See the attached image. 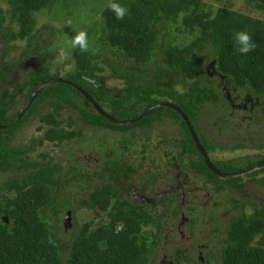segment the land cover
<instances>
[{
    "label": "trees",
    "instance_id": "obj_1",
    "mask_svg": "<svg viewBox=\"0 0 264 264\" xmlns=\"http://www.w3.org/2000/svg\"><path fill=\"white\" fill-rule=\"evenodd\" d=\"M6 2L7 11L0 10L2 56L10 53L14 42L24 43L26 54L44 52L47 29L34 35L35 14L51 13L62 0ZM112 2L128 10L122 20L110 9ZM110 3L102 11L101 29L97 23L85 32L89 50L82 52L79 46L72 50L74 71L63 78L82 88L113 119H135L150 107L172 99L198 121L202 111L197 105L204 104L210 113L217 100L211 88L213 71L227 87L264 101V0H245V9L238 10L215 9L205 0ZM61 6L67 12L69 7ZM5 21L17 26V31L4 26ZM238 32L251 38L253 50L247 55L236 51L234 36ZM51 59L46 55L36 64L39 71H27L25 78L29 77L15 84L8 81L10 64H0V83L10 87L0 94V127H9L17 119L19 113H12L17 96L23 95L27 103L41 84L61 76L48 68ZM107 70L110 74L106 76ZM110 80L123 83V87H109ZM179 86L187 88L182 95H177ZM43 104L52 112L43 114V120L55 122L57 127L67 119L75 121L72 115L67 119L62 116L64 107L76 111L79 122L99 130L102 148L110 145L105 130L126 131L133 126L109 122L80 91L63 83L44 89L21 122L0 129V264H157L153 254L156 242L146 227L154 222L160 225L146 209L130 204L113 183H105L99 166L92 170L93 163L89 167L75 162L65 169L59 161L63 154L61 159L57 155L51 158L39 152L42 141L36 143L19 135L22 122ZM155 114L179 117L163 107L135 125L146 126ZM183 129V143L195 148L184 122ZM60 130L50 131L46 139L61 144L64 136L55 135ZM112 139L117 144L124 137ZM111 167L121 179L135 175L124 163L111 162ZM202 167L206 169L204 164ZM223 171L237 170L225 167ZM92 211L93 218L81 223ZM226 244L220 257L213 256L216 264H264V212L256 210L249 220L239 218L228 231ZM178 258L177 264L190 262L185 256ZM205 264H212V260L206 258Z\"/></svg>",
    "mask_w": 264,
    "mask_h": 264
},
{
    "label": "flooded vegetation",
    "instance_id": "obj_2",
    "mask_svg": "<svg viewBox=\"0 0 264 264\" xmlns=\"http://www.w3.org/2000/svg\"><path fill=\"white\" fill-rule=\"evenodd\" d=\"M46 44L44 52L32 55L24 52L18 64H10L11 74H7L8 81L14 75L16 77L13 80L17 83L25 78L27 71H39L40 68L36 64L46 55L53 58L48 60L51 64H47L52 71L57 59L52 50L53 44L48 41ZM15 53L12 49L3 57L0 52V64L7 63L10 56ZM39 55L41 58L38 60ZM20 71L24 73L21 74ZM212 73L210 77L215 81L211 88L217 95V100L211 105L210 113L204 104L197 105L202 111L197 115L198 121L194 115L186 113L169 99L150 107L139 117L156 106L158 107L141 120L163 107L169 108L171 115L173 111L178 113L179 117L174 119L155 114L149 118L146 126L135 125L141 121L135 122L139 117L120 121L134 122L127 125L133 126L124 130L125 132L105 130L110 137V145L108 148H102L99 145L102 139L99 137L101 136L99 130L79 122L75 115L76 111L64 107L61 111L62 116L67 119L72 115L75 121L67 119L57 127L55 122L43 120V114L51 112L48 110L49 107L43 104L37 109L42 112L39 123H33L36 124L39 135L33 136L27 131L31 126L28 120L33 114L22 122L18 132L19 135L36 143L42 141L39 152L51 158L57 155L61 159L59 155L63 154V159L59 161L64 162L65 169L68 168L67 164L72 165L75 162L89 167V163H93L92 170L93 167L99 166V174L105 183H113L119 194L124 195L130 204L146 209L160 225L158 227L154 222L146 227V232L156 242L153 254L157 264H177L179 256H185L184 259L190 261L183 264L199 262L205 264L206 258L212 260V264H216L213 256L220 257L223 248L227 247V233L232 225L244 216L249 220L255 215L256 210L264 212V183L261 182L264 178V173L261 172L264 170V101L245 91L227 87L214 71ZM63 77L59 78L64 79ZM7 87L9 86L0 83V94ZM218 90L224 95V99H227V105L222 103ZM176 92L177 95L183 94L178 90ZM27 103L23 95L17 96L12 113L20 114ZM19 106L20 110H16ZM44 108L46 109L43 110ZM84 109L91 111L90 108ZM91 112L93 113V110ZM183 122L193 139L190 126L192 127L198 138L199 147L194 139L195 148L191 147V144L187 147L183 143L185 133ZM5 128L8 127H3ZM55 128L61 129L55 135L64 136L61 144L46 139L47 133L53 132ZM114 136L121 138L123 136L124 140L114 144L112 139ZM46 147L54 152L48 153ZM87 147L94 148L89 152ZM111 162L124 163L131 167L135 175L132 179L128 176L121 179L119 172L112 169ZM225 167L227 170L237 171L224 172ZM223 175L232 177L227 178ZM229 180H233L234 183H227Z\"/></svg>",
    "mask_w": 264,
    "mask_h": 264
},
{
    "label": "rangeland",
    "instance_id": "obj_3",
    "mask_svg": "<svg viewBox=\"0 0 264 264\" xmlns=\"http://www.w3.org/2000/svg\"><path fill=\"white\" fill-rule=\"evenodd\" d=\"M111 1L112 0H62V4L67 5V7H69L67 9V12L66 11L63 12V8L65 6H61L62 4H60L57 7H55V9L51 13L39 12L35 14L37 25L34 35L37 36L39 35V32L47 29L46 31H44V33L46 32V37H48V42L53 44L52 50L54 51L55 57L57 59L52 69L54 73L59 72L62 77L66 75H71L73 73L74 61L72 59V50L75 47L72 46V41L80 32L85 33L86 30H88L90 27L94 26L97 23H98L97 28L101 29V27L103 26L102 17H101L102 11H104V9ZM205 2L211 5L212 7H214L215 9L219 7H230L235 10H238L240 8L245 9V5H244L245 0H205ZM7 9H8V4L6 0H0V10H3L4 12L7 11ZM6 22L7 21H5L4 26H7L17 31L16 28L17 26H11L8 24V22L7 23ZM56 31L60 33L58 34L56 33ZM10 47L16 53L10 56L7 63L11 65L12 64L16 65L21 61V57L25 52V48H26L25 44L22 42H17V43H12ZM19 73L22 74L24 73V71H20ZM108 74H110L109 70H107L104 75L107 76ZM15 77L16 76L14 75L10 77V82L12 84L16 83L13 80V78L15 79ZM108 85L109 87H114L119 89L123 87V83L114 80H110ZM176 90H178L180 93H185L187 91V88L178 87V89ZM219 93L220 94H218V96L222 98V103L224 105H227L228 104V103L226 104L227 99H224V95L221 92ZM45 109L46 108H44L43 110ZM16 110H20V106ZM41 114H42L41 110L36 111L35 113H33L32 117L29 118L28 120V122L31 123V126L28 128L27 131L33 136L39 135L38 130L36 129V124L33 123L36 122L39 123ZM206 131L209 133L208 129H206ZM95 140L93 141V145L96 144ZM87 148L88 151L90 152V149L92 147H87ZM97 148L98 147H96V150ZM45 149L48 153L54 152V150L51 151L50 148L46 147ZM93 216H94L93 211L88 212L84 216V219H81L80 222L83 223L84 221H89L93 218Z\"/></svg>",
    "mask_w": 264,
    "mask_h": 264
},
{
    "label": "water",
    "instance_id": "obj_4",
    "mask_svg": "<svg viewBox=\"0 0 264 264\" xmlns=\"http://www.w3.org/2000/svg\"><path fill=\"white\" fill-rule=\"evenodd\" d=\"M68 84L72 87H74L75 89H77L78 91H80V93L82 95H84V97H86L87 100L90 101V103L94 106V108L96 109V111L102 115L105 119H107L109 122L115 124V125H120V126H124V125H129L130 123H133L134 121L132 122H120V121H117L115 119H113L111 116H109L103 109L102 107H100L89 95H87V93L82 89L80 88L79 86L69 82V81H66L65 79H61V78H55V79H51V80H48L46 82H44L43 84H41L37 90L33 93V95L31 96V98L29 99L28 103L24 106V108L22 109V111L20 112L19 116L17 117V119L14 121V123L8 127V128H11L12 126H14L15 124H17L21 119L22 117L25 115V113L27 112V110L30 108V106L33 104V102L35 101V99L41 94V92L46 89L47 87L53 85V84ZM161 106V105H160ZM158 106L154 107V108H151L149 111H147L146 113H144L141 117H139L136 121H139L141 120L143 117H145L148 113H150L152 110H154L155 108H157ZM0 129H3V127H0ZM190 129H191V132H192V136H193V139L195 141V143H197L198 147H199V141H198V138L196 136V134L194 133L192 127L190 126ZM209 166L212 168L211 164L208 162ZM264 168V167H263ZM213 169V168H212ZM224 177H227V178H230L232 176H229V175H223Z\"/></svg>",
    "mask_w": 264,
    "mask_h": 264
},
{
    "label": "clouds",
    "instance_id": "obj_5",
    "mask_svg": "<svg viewBox=\"0 0 264 264\" xmlns=\"http://www.w3.org/2000/svg\"><path fill=\"white\" fill-rule=\"evenodd\" d=\"M109 7L115 13L116 18L118 20H122L128 13V10L124 7H121L119 3L112 2L109 4ZM234 40L237 45L236 51L240 55L242 56L247 55L253 50V44L251 43V38L247 33L245 32L236 33L234 36ZM72 46L73 47L79 46L82 52H87L89 48H88L86 34L84 32H80L72 41Z\"/></svg>",
    "mask_w": 264,
    "mask_h": 264
}]
</instances>
